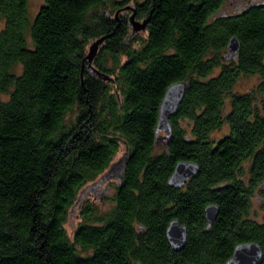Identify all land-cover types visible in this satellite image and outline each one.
Returning a JSON list of instances; mask_svg holds the SVG:
<instances>
[{
	"label": "trees",
	"instance_id": "trees-1",
	"mask_svg": "<svg viewBox=\"0 0 264 264\" xmlns=\"http://www.w3.org/2000/svg\"><path fill=\"white\" fill-rule=\"evenodd\" d=\"M230 1L44 0L31 21L30 0H0V264H226L247 243L264 264L251 214L264 186V2L228 13ZM180 82L165 138L160 105ZM125 154L121 177L83 194ZM180 162L200 171L174 188ZM174 220L188 228L181 252L166 238Z\"/></svg>",
	"mask_w": 264,
	"mask_h": 264
},
{
	"label": "water",
	"instance_id": "water-1",
	"mask_svg": "<svg viewBox=\"0 0 264 264\" xmlns=\"http://www.w3.org/2000/svg\"><path fill=\"white\" fill-rule=\"evenodd\" d=\"M147 22L139 24L135 22V13L130 17V27L135 32L137 30H144ZM106 37L94 42L90 48L88 54V63L92 62L99 46L105 41ZM241 48L240 40L237 36H233L228 43V50L231 54L236 55ZM187 90V84L180 82L170 86L164 96V99L160 105L159 118L156 128V134L160 132L165 133V138L172 136V126L170 117L174 116L181 105L185 93ZM127 154L123 156L122 161L112 165L109 171L102 176L100 181L87 187L83 192L84 195L100 190L109 180L113 178L121 177L122 169L125 165ZM200 171L198 164L193 162H180L175 167V170L169 179V185L174 188H182L187 184L189 180L194 178ZM219 207L212 205L205 209V218L211 227L219 215ZM167 241L175 252H181L188 240V228L180 223L178 220H174L169 224L166 231ZM263 258V251L257 243H247L239 245L235 248L232 257L226 264H259Z\"/></svg>",
	"mask_w": 264,
	"mask_h": 264
},
{
	"label": "rangeland",
	"instance_id": "rangeland-1",
	"mask_svg": "<svg viewBox=\"0 0 264 264\" xmlns=\"http://www.w3.org/2000/svg\"><path fill=\"white\" fill-rule=\"evenodd\" d=\"M44 0H30V7H31V12H30V20L33 21V19L36 16V13L38 11V9L40 8V6L43 4ZM243 5V0H231L226 6H225V12L228 13H234L236 12L237 8H242ZM139 24H141L142 22H138ZM133 31V30H132ZM141 32H143V30H137V31H133V35H139ZM260 82V79L256 76H251V77H243L239 83L237 84L236 87V92L244 94V93H250L255 87L256 85ZM227 130L225 128H223L221 131L215 133V138L216 139H220L222 138L225 134H226ZM125 153V147H122L121 153L118 155L117 160L119 158H121V156ZM101 195L99 194V192H97V198H99ZM93 195H91L90 199L92 200ZM106 206V205H105ZM108 208V204L106 206V209ZM260 209H262L261 205H259V203L257 202V200H255V197L253 198V205H252V209H251V214H259ZM261 215V214H260ZM258 216V218H256L259 221H262L260 219H262L263 217ZM79 223L78 218H74L73 222L67 224L66 228L67 230L72 233L75 225Z\"/></svg>",
	"mask_w": 264,
	"mask_h": 264
},
{
	"label": "flooded vegetation",
	"instance_id": "flooded-vegetation-1",
	"mask_svg": "<svg viewBox=\"0 0 264 264\" xmlns=\"http://www.w3.org/2000/svg\"><path fill=\"white\" fill-rule=\"evenodd\" d=\"M261 2H264V0H243V5L242 7H246L248 5H253V4H256V3H261ZM260 191H261V195L257 196L255 200H257V202L259 203V205H261L262 209H260V212L259 214H255L256 215V218L259 219V215L261 217L264 216V186H261L260 187ZM255 215H252L253 217H255ZM262 221H264V217L262 219H260ZM259 221V220H258Z\"/></svg>",
	"mask_w": 264,
	"mask_h": 264
}]
</instances>
